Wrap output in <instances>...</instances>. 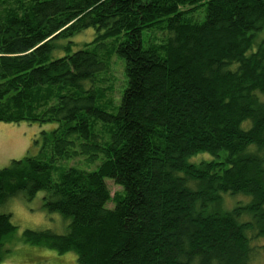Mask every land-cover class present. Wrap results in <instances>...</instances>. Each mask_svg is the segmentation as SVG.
<instances>
[{
  "label": "trees",
  "instance_id": "obj_1",
  "mask_svg": "<svg viewBox=\"0 0 264 264\" xmlns=\"http://www.w3.org/2000/svg\"><path fill=\"white\" fill-rule=\"evenodd\" d=\"M51 122L42 155L0 169V206L46 191L71 219L26 242L77 264H264V0H0V123ZM79 157L98 168L60 166ZM16 229L0 213L1 264Z\"/></svg>",
  "mask_w": 264,
  "mask_h": 264
},
{
  "label": "rangeland",
  "instance_id": "obj_2",
  "mask_svg": "<svg viewBox=\"0 0 264 264\" xmlns=\"http://www.w3.org/2000/svg\"><path fill=\"white\" fill-rule=\"evenodd\" d=\"M95 35H97V32L94 28L76 35L72 52L81 49L86 42L94 39ZM65 43V40H61L58 44ZM65 52V49L57 48L56 53L57 55H64ZM120 69H122V65L119 63L113 72L115 80L122 79ZM58 126L59 124L56 122L40 125L0 123V169L9 166L13 160H19L25 156L42 155L46 143L52 139V132ZM32 143L33 147H31ZM29 146L30 149L32 148L31 151L28 150ZM26 152L27 154H25ZM50 156L51 153L49 152ZM99 163V159L91 162L86 157H79L63 160L60 162V166L63 168L75 166L87 170H96ZM106 181L111 189L118 186L110 178H107ZM117 190L114 187L112 192L114 193ZM43 192L46 193V191H40L38 197L36 196L32 200H25L23 197L16 196L0 206V213L10 214L13 223L17 226V229L3 240L4 261L13 259L18 264H77L78 253L76 251L60 254L54 249L33 245L24 239L25 230H51L55 234H66L69 230L71 219L61 213L50 211L44 204L45 199L41 195ZM114 206V201L107 204V208H113Z\"/></svg>",
  "mask_w": 264,
  "mask_h": 264
},
{
  "label": "crops",
  "instance_id": "obj_3",
  "mask_svg": "<svg viewBox=\"0 0 264 264\" xmlns=\"http://www.w3.org/2000/svg\"><path fill=\"white\" fill-rule=\"evenodd\" d=\"M4 263H8V264H18L17 262H15V263L3 262V264H4Z\"/></svg>",
  "mask_w": 264,
  "mask_h": 264
}]
</instances>
